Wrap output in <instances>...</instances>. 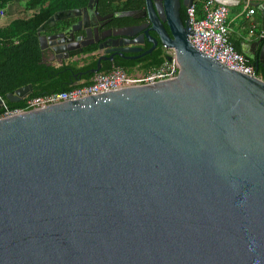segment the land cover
I'll use <instances>...</instances> for the list:
<instances>
[{"label":"water","instance_id":"1","mask_svg":"<svg viewBox=\"0 0 264 264\" xmlns=\"http://www.w3.org/2000/svg\"><path fill=\"white\" fill-rule=\"evenodd\" d=\"M193 2L142 0L138 10L99 16L88 0L38 29L77 19L38 36L45 66L91 36L110 53L74 80L140 51L128 45L143 39L152 47L141 55L157 40L178 73L0 119V264H264V82L255 72L264 65V0L254 4L260 35L241 51L255 76L190 44L179 9ZM112 18L144 22L108 27ZM31 91L5 98L17 103Z\"/></svg>","mask_w":264,"mask_h":264},{"label":"trees","instance_id":"2","mask_svg":"<svg viewBox=\"0 0 264 264\" xmlns=\"http://www.w3.org/2000/svg\"><path fill=\"white\" fill-rule=\"evenodd\" d=\"M19 0H0V11L6 13L5 7ZM24 9L29 12L26 18H17L7 26L0 28V98L9 109L21 107L25 99L43 96L53 92L68 91L77 85H85L91 74L83 75L80 80H74L70 74L93 68L95 61L84 60L69 65L45 66L40 63L38 36L56 34L75 22L76 18L68 17L52 21L46 32L38 33V29L53 15L67 10L82 9L88 0H22ZM142 5V0H97L96 11L99 16L130 11ZM199 5L195 4V12ZM179 16L185 18V8L180 7ZM196 16V15H195ZM200 17V16H199ZM196 16V18H199ZM112 26H124L132 23L130 18H112ZM233 47V46H232ZM237 53L239 51L233 48ZM92 49H84L82 54L90 53ZM164 50L160 47L145 62L129 63L119 59L113 62H100L99 73H108L114 68H121L126 73L133 70H147L160 65L164 60ZM253 67L252 61L247 59ZM76 72V73H78ZM256 75L264 82V65L259 64ZM75 74V73H74ZM30 85L31 93L24 100L10 103L5 96L16 89Z\"/></svg>","mask_w":264,"mask_h":264},{"label":"built area","instance_id":"3","mask_svg":"<svg viewBox=\"0 0 264 264\" xmlns=\"http://www.w3.org/2000/svg\"><path fill=\"white\" fill-rule=\"evenodd\" d=\"M248 6L249 2L245 0L243 9L246 10V15L253 12ZM227 13L226 6L219 5L214 0H203L200 3V17L196 18L195 3H192L185 8V20L189 31L187 38L198 52L210 57L225 68L244 75L255 76L253 67L242 54L233 49L229 42ZM4 15V11H0V18ZM248 34L252 35V31L249 30ZM164 53L165 57L160 65L151 69H135L126 73L121 68H114L108 73L93 74L87 84L74 86L68 91L53 92L28 99H25V96L21 99H25L23 105L13 109L6 107L2 101L0 119L80 97L175 78L178 73L175 56L171 50H164Z\"/></svg>","mask_w":264,"mask_h":264},{"label":"crops","instance_id":"4","mask_svg":"<svg viewBox=\"0 0 264 264\" xmlns=\"http://www.w3.org/2000/svg\"><path fill=\"white\" fill-rule=\"evenodd\" d=\"M203 0H194L193 3L199 5L195 12L197 17L200 16V3ZM225 6L228 8L226 17L228 28V39L233 48L237 49L240 54L241 51H246L260 35L259 31V14L255 9V0H247L249 2V9H252V14L246 15V10L243 9L245 0H225ZM23 1L19 0L8 4L5 7L6 13L4 17L0 18V28L7 26L11 21L17 18H26L29 16L23 5ZM77 21V19L75 20ZM249 30L252 35H249ZM58 64L50 65L57 66Z\"/></svg>","mask_w":264,"mask_h":264},{"label":"flooded vegetation","instance_id":"5","mask_svg":"<svg viewBox=\"0 0 264 264\" xmlns=\"http://www.w3.org/2000/svg\"><path fill=\"white\" fill-rule=\"evenodd\" d=\"M142 8V5L138 8H135L133 10H138ZM131 11V10H130ZM112 20V19H111ZM111 22V21H110ZM109 22L108 24V27H115V28H119L117 26H112L111 23ZM144 20L143 19H135V20H132V23L131 24H128V25H124V26H120V27H130V26H137V25H140L141 23H143ZM164 26V25H163ZM164 29L166 30L167 32V29L166 27L164 26ZM61 32V31H60ZM59 33V32H58ZM82 35V33H80ZM80 34H77L80 35ZM139 36V34H137ZM149 35L152 37V38H155V35L153 33H149ZM67 38V37H65ZM132 39H136L138 42L140 41L141 42V39L139 37H131V38H128V40H132ZM86 41L88 42L84 47L81 46V45H77V46H74L75 50H73L72 52H67V58H60V59H57V60H53L51 61V63L53 64H58V65H61V64H64V65H69L73 62H76V61H80L83 62L85 59L86 60H93V61H96V59L99 57V56H102V57H108L110 55V53H105V50L106 49H98V43H96L94 41V38L91 36L89 38L86 39ZM63 44V43H62ZM63 45H66V42H64ZM129 48H132V47H137V48H140V51L138 52H128V53H123V57H126V58H121L117 55H114L112 56L109 60H106V61H102V62H113L114 59H119V60H122V61H126V62H129V63H134V62H139V63H142V62H145V59H147L148 57H150L153 53H155L159 48H160V45L159 43L157 42L156 40V45H154L153 49L150 51L149 54H146V55H141L144 51H147L150 47H152V44L148 43L145 39L142 40V43L140 44H136V45H128ZM84 49H92V51L90 53H87V54H82V51ZM43 56H44V63H47V62H50L48 59L49 57L52 56V52L48 49L46 51H44L43 53ZM83 64V63H82ZM78 72V71H76ZM76 72H73V73H76ZM71 77V76H70ZM82 77V76H81ZM72 78V77H71Z\"/></svg>","mask_w":264,"mask_h":264},{"label":"rangeland","instance_id":"6","mask_svg":"<svg viewBox=\"0 0 264 264\" xmlns=\"http://www.w3.org/2000/svg\"><path fill=\"white\" fill-rule=\"evenodd\" d=\"M82 65V62L81 63H79V66H81Z\"/></svg>","mask_w":264,"mask_h":264}]
</instances>
